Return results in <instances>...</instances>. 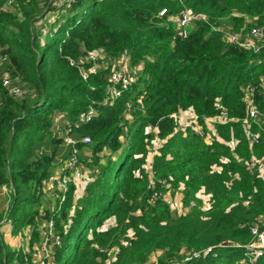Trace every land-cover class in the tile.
<instances>
[{
	"label": "trees",
	"instance_id": "trees-1",
	"mask_svg": "<svg viewBox=\"0 0 264 264\" xmlns=\"http://www.w3.org/2000/svg\"><path fill=\"white\" fill-rule=\"evenodd\" d=\"M6 1L0 0L3 69L29 88L16 98L0 84V186L15 190L4 198L13 234L30 227L32 248L39 222L52 218L61 240L53 264H170L207 247V255L182 264H264V254L245 263L244 249L229 244H246L250 227L264 222V170L248 168L251 158L264 159V132L245 121L249 92L264 118V0H77L59 7L52 0H14L3 9ZM184 9L206 19L182 39L173 18ZM52 10L59 11L55 28L41 42L35 23ZM246 39L254 47H244ZM97 49L112 58L126 51L139 67L138 80L111 105L102 104L106 70L84 81L68 62ZM88 106L97 115L76 124ZM185 111L196 121L182 132L174 116ZM245 122L256 135L253 144ZM69 123L77 168L57 209L58 199L43 188L72 155L58 136ZM155 138L164 141L152 158L153 176L179 191L178 211L148 188L144 163ZM82 169L88 177L75 197L74 177ZM41 195L53 197L52 204L42 205ZM3 215L0 208V220ZM3 251L5 264L22 261V250L0 237V264Z\"/></svg>",
	"mask_w": 264,
	"mask_h": 264
},
{
	"label": "built area",
	"instance_id": "built-area-1",
	"mask_svg": "<svg viewBox=\"0 0 264 264\" xmlns=\"http://www.w3.org/2000/svg\"><path fill=\"white\" fill-rule=\"evenodd\" d=\"M67 2H76L77 0H64ZM14 3V0H7L6 4L2 7L5 9L6 6H10ZM166 9H161L159 11V16L164 15ZM198 19L205 20L206 17L203 14H197L191 12L189 9H184L180 14L176 15L173 18L174 23L176 24V34L184 39L188 36L190 29L194 25V22ZM251 34L254 37H258L261 35L260 29H252ZM228 39L231 41H239L238 35H228ZM244 47L251 48L254 47V43L252 40L246 39L244 42ZM4 61L3 56L0 54V84L1 86L8 91V93L16 98H21L23 95L29 93V88H27L23 84H14L15 80L12 79L5 71L1 70V64ZM69 65L76 68L80 77L86 81L91 75L97 74L100 70H106L107 75V83L105 87V98L102 102L103 105L113 104L117 98H119L125 91L130 90L132 85L138 80V72L139 67H132L130 65V59L126 51L122 53V55L112 58L108 56L103 50L97 49L94 51H84L79 54L76 58H68ZM262 86V97L264 98V80L261 83ZM252 91V90H250ZM251 93L249 92L246 96L247 103V111L248 116L245 119L246 122L251 120L255 124L258 125L260 130L264 132V118H260L259 111L255 108L254 103L252 101ZM127 113H130L131 103H126ZM97 115V110L88 106L85 111L79 113L78 118L76 119V124L80 122H85L91 119L92 117ZM264 115V112H263ZM177 118L178 128L183 132L185 129L195 123V118H191L189 121L185 120L181 115L174 116ZM207 123L211 122L210 119L206 118ZM245 122V125L250 132V143L253 144L257 141L256 135L253 134L248 127V123ZM71 124L69 123L64 129L58 130V136L62 139L63 143L66 145H70L72 147V155L65 161V163L58 168L59 170H54L49 179L45 182V187L43 188L45 191H48L49 194L55 199H58V203L56 208L59 209L62 201L65 199L66 193L68 191V184L70 182L72 174L76 172L77 168V150L75 147L76 140L70 135ZM197 134L200 137L205 138V132L201 127H197ZM208 138V136L206 137ZM157 139V138H156ZM83 142H89L88 137H84L82 139ZM159 145L164 140H159ZM158 146L147 155L144 163V170L148 176V188L153 190L152 198H161L164 202H166L171 208L173 206V199L169 196L171 195V188L168 181L165 178L155 179L153 176V171L151 167L152 158L154 154L157 152ZM148 165V168L145 166ZM248 168L250 170H264V159L260 161H256L251 158L248 162ZM57 169V168H56ZM159 185L161 189H164V192H160L155 189L156 185ZM14 194L15 190L12 184L9 186L2 185L0 186V197L3 195H7L10 197V194ZM172 199V201H171ZM9 202V200H8ZM180 210V208H179ZM10 208L7 205L3 211V217L0 220V227L5 224V222L11 221L9 217ZM12 226V222H11ZM41 240L35 244L32 248L29 246V242L31 240V232L29 230L28 235L26 236V247L22 248V261L14 260V264H53L55 260V247L61 244L60 237L54 231V222L52 218H49L41 227ZM250 231L252 234V239L246 244L240 243H229L232 246L242 247L244 249V258L245 263H253L255 259L262 254H264V222L261 224H254L250 227ZM227 245L228 243H224ZM211 247H207L201 251H193L188 252L183 255V257L179 261H174L170 264H182L183 262L189 261L192 258H198L201 256L207 255L211 252ZM102 250V249H100ZM6 257L4 251L2 252V264H5Z\"/></svg>",
	"mask_w": 264,
	"mask_h": 264
},
{
	"label": "rangeland",
	"instance_id": "rangeland-1",
	"mask_svg": "<svg viewBox=\"0 0 264 264\" xmlns=\"http://www.w3.org/2000/svg\"><path fill=\"white\" fill-rule=\"evenodd\" d=\"M52 6H56V7H59L61 6L63 3H64V0H52ZM46 15L41 19L39 20V22L35 23V33L39 34L40 35V41H44L45 39V34L49 33V30L50 28L54 29L55 26L52 25V23L54 22V19L58 16L59 14V11L57 12V10H52V11H47L45 13ZM57 14V16H55ZM39 27L41 29H39ZM54 27V28H53ZM47 40H50L51 36H47L46 37ZM1 70L4 72V69H3V63L1 64ZM59 115L56 114L54 118H58ZM188 117V116H187ZM185 120L189 121L190 119L189 118H186ZM215 122V121H214ZM208 124H210V122H208ZM212 125V124H210ZM156 146H159V142L157 141V139H153L152 140V143L147 145V148H148V154L149 155L155 148ZM145 168H148V165L145 166ZM87 177H88V172L84 171V169L81 170L80 173H78L74 179H75V197L79 196L80 195V192L83 193V187H84V184L87 180ZM33 192V189L32 187H29V195H31ZM169 196L173 199V206H172V209L173 211H178L179 208H180V194H179V191L177 190H172L171 191V195L169 194ZM52 198L51 196H48V195H43V197H41L40 201H41V204L44 205V206H50L52 204ZM171 199V201H172ZM208 196L207 195H203V205L202 207L203 208H207L209 206V200H208ZM31 206V204L29 205V207ZM42 209V207H41ZM11 222L10 219L9 221L5 222L4 226L1 227V230H0V234L5 238V240L7 241V235L6 232L9 233L10 237H11V233H10V227H11ZM105 226H109L108 223L105 224ZM29 227H23L22 230L18 231V233L12 235L16 240L17 242H19V244L21 243L22 245H26V236L28 235L29 233V230H28ZM12 248H17V247H13L11 246ZM114 253V250H111L110 251V257H112Z\"/></svg>",
	"mask_w": 264,
	"mask_h": 264
},
{
	"label": "crops",
	"instance_id": "crops-1",
	"mask_svg": "<svg viewBox=\"0 0 264 264\" xmlns=\"http://www.w3.org/2000/svg\"><path fill=\"white\" fill-rule=\"evenodd\" d=\"M180 115L184 118V119H186V118H189V119H191V118H193V116H192V112L191 111H185L184 113H180ZM188 116V117H187ZM54 170H58V169H54ZM53 170V171H54ZM52 171V172H53ZM82 194V192H80V195ZM79 195V196H80ZM41 197H43V195H41ZM41 197H40V199H41ZM78 197V196H77ZM4 198L6 199L7 198V196H1L0 197V208H3V211H4V209L6 208V206L8 205L9 206V208L11 207L10 206V202H8V199L7 200H4ZM40 213H41V210H40ZM41 219H39V221H40ZM38 221V222H39ZM41 223V224H40ZM39 224H40V226L39 227H41V225H43V223H42V221H40L39 222ZM4 226V224L1 226V227H3ZM1 227H0V230H1ZM28 227V226H27ZM26 228V227H25ZM30 228V227H29ZM28 228V230H30ZM10 233H11V237H10V235H9V233L8 232H6V234L5 235H7V241L5 240V238L0 234V237H1V239H2V241L5 243V245H6V247H8L9 249H12V250H17V251H20V250H22V248H25L26 247V245L24 244V245H22L21 243L19 244V242H17V240L12 236V235H14L13 234V232H12V227H10ZM41 237H42V235H41V233H40V236H39V241L41 240ZM31 238H32V235H31ZM38 241V242H39ZM30 243V242H29ZM11 246H13V247H17V248H12Z\"/></svg>",
	"mask_w": 264,
	"mask_h": 264
}]
</instances>
